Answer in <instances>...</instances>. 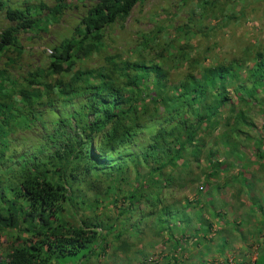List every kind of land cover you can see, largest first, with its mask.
Listing matches in <instances>:
<instances>
[{
	"label": "rangeland",
	"instance_id": "374dc122",
	"mask_svg": "<svg viewBox=\"0 0 264 264\" xmlns=\"http://www.w3.org/2000/svg\"><path fill=\"white\" fill-rule=\"evenodd\" d=\"M3 1L7 6L19 9L36 6L33 14L35 27L17 31L20 51H23L21 55L13 54L17 60L15 74L19 79L36 67H47L49 52L72 35L96 2L63 0L66 8L62 16L50 20L48 8L55 7L57 0ZM42 4L46 7L42 8ZM15 25L7 19L6 7L0 6V32ZM263 54L264 0H143L135 5L127 18L109 27L102 50L77 63L72 72L105 68L107 56L134 63L140 59L147 63L159 62L168 74L160 96L166 98L181 91V83L188 74L200 75L206 68L232 65L240 78H214L210 82L206 102L223 97L226 100L196 136L201 154L196 157L193 154L195 146L187 145L182 150V157L177 159V165L166 168V173L173 177L172 181L156 176L157 182H153L149 171L156 163L151 162L153 165L150 166L142 162L139 172L132 167L124 175L125 179L117 174L100 175L96 180L93 177L91 183L84 179L76 185L77 203L64 215L73 219L77 226H84L80 222L87 217L94 219L95 223L100 221L97 230L106 238L104 243H108V247L106 253H101L102 241L95 246L94 255L88 249H82L75 255L55 258L53 262L168 264L174 257L188 264H245L253 261L264 249V143H256L264 139V92L258 89L255 92L259 93L258 96L251 98L252 83L248 76L257 57ZM7 62L8 56H3L0 67L7 66ZM126 72H120L119 77L123 79ZM68 78L70 76L66 75ZM139 87L141 90L132 102L139 111L141 128L131 145L107 157V162H112L110 165L129 155H139L150 145L152 135L162 125L171 126L166 107L158 97L156 78L144 79ZM87 97L73 96L67 104H62L63 100L56 97L57 108L40 107L46 112L43 119L49 130L41 121L34 124L30 120L14 126L9 135L10 148L5 153L16 158L34 153L41 158L49 157L55 151V144L47 137V133H52V121L67 115L73 105L80 106ZM184 117L192 121L198 118L192 111H185ZM240 124L245 132L239 135L238 150L229 154L224 145L229 142L225 135L234 139L233 130ZM210 149L215 151L212 159L207 157ZM9 164L17 170L15 161ZM216 169L219 174L211 176ZM5 171L0 162V206L4 205L2 195L17 203H26L20 194L16 174ZM116 188H119L117 203L113 199ZM129 191L135 192L139 200L127 210L129 201L124 196ZM169 209L180 215L176 226L171 224L173 219H169L168 224L158 222L161 218L168 219L164 211ZM184 211L192 217L190 227L181 220ZM204 219L211 223L209 228L208 224L203 225ZM163 225H172L173 235L168 230L163 231ZM194 234H199V240L192 238ZM34 238L17 229L0 228V259H7L15 244ZM244 251L248 255L246 261L243 260ZM181 261L173 264H181Z\"/></svg>",
	"mask_w": 264,
	"mask_h": 264
},
{
	"label": "trees",
	"instance_id": "16d2710c",
	"mask_svg": "<svg viewBox=\"0 0 264 264\" xmlns=\"http://www.w3.org/2000/svg\"><path fill=\"white\" fill-rule=\"evenodd\" d=\"M95 1L72 35L49 52L48 66L36 67L19 79L15 74L17 60L13 54L21 55L23 51H20L22 47L17 31L32 30L35 27L33 14L36 6L19 9L7 6L5 1L0 0V6L6 7L7 19L16 23L0 32V59L8 56L9 61L7 66L0 67V162L6 168L5 172L16 174L20 194L26 201L17 203L16 200L6 199L5 195L1 196L4 205L0 206V228L17 229L20 233H29L35 237L15 244L7 259H0V264H55V258L75 255L82 249H88L94 255L95 246L102 241L101 253H106L108 243H104L106 238L97 230L101 226L100 221L95 223L94 219L87 217L80 222L84 226L78 227L73 219L64 215L68 209L75 208L77 203L75 186L80 185L84 179L91 183L93 177L96 180L100 175L117 174V177L125 179L124 175L132 167L139 172L142 162L150 166L153 165L151 162L156 163L149 171L153 182H157L156 176L172 181L173 177L166 173V168L177 165V159L182 157V150L187 145L195 146L193 154L196 157L201 154L202 149L197 147L199 141H196V136L203 125L219 112L226 100L223 97L211 103L206 102L210 82L214 78H240L232 65L206 68L200 75L188 74L181 83V91L166 98L160 96L168 74L159 62L147 63L145 59H140L134 63L107 56L108 65L105 68L78 69L72 72L77 63L102 50L106 30L118 20L127 18L135 5L143 0ZM62 2L63 0H57L55 7L48 8V19L58 20L62 16L66 8ZM41 6L46 7L44 4ZM123 71L128 72L123 73L121 79L119 75ZM66 75L70 79L67 80ZM150 76L156 78L158 97L166 107L171 126L162 125L152 135L150 145L139 155H129L110 165L112 162H107V157L131 145L141 128V117L132 100L139 94V86L143 80ZM248 78L252 83L249 91L253 95L251 98L258 96L259 93L255 94L258 89L264 92V54L257 57V63L250 69ZM84 95H88L84 103L80 106L73 105V110L67 115L52 121V133H47V137L55 144V151L49 157L41 158L34 153L16 158L13 154L9 156L5 153L10 148L9 135L14 126L16 128L30 120L34 124L41 121L43 127L49 130L43 119L46 112L41 111L40 107L55 109L59 106L56 97L63 100L62 104H67L68 99L73 96ZM185 111L195 112L198 118L195 121L188 120L184 117ZM21 119L25 121L18 122ZM243 132L245 131L240 124L233 130L236 134L234 139L225 135L229 142L224 145L228 147L229 154L238 150L239 135ZM256 143L263 144L264 139H259ZM214 153L210 149L207 152L208 159H212ZM165 156L168 159L164 160ZM11 161L18 164L17 170L13 164H9ZM43 166L46 167L42 169ZM218 174L219 169H216L211 176ZM118 189L113 193L116 203L119 202L116 193ZM138 197L133 191L124 196L129 201L127 210L135 206ZM259 207L262 208L260 204ZM166 215L168 219L161 218L158 222L167 223L169 219H173L171 224L175 223L176 226V221L180 218L178 212L169 209L164 211V216ZM181 220L191 226L192 217L185 211ZM204 221L203 225L208 224L209 228L211 223L206 219ZM171 228L173 229L172 225L162 226L163 231L168 230L173 235L174 229ZM195 234L192 238L199 240V234ZM226 240L225 238V242ZM180 248L186 250L185 247ZM179 260L181 261L178 257L173 258V262L177 263ZM245 264H264V249L254 261Z\"/></svg>",
	"mask_w": 264,
	"mask_h": 264
},
{
	"label": "crops",
	"instance_id": "0c3cea01",
	"mask_svg": "<svg viewBox=\"0 0 264 264\" xmlns=\"http://www.w3.org/2000/svg\"><path fill=\"white\" fill-rule=\"evenodd\" d=\"M244 252H245V253H244V255H243V260H245V261H246V260H247V258H248V255H246V254H247V252H246V251H244ZM256 258H257V257H256ZM256 258H255V259H256ZM255 259H254V260H255ZM254 260H253V261H254ZM181 264H182V263H181ZM210 264H211V263H210Z\"/></svg>",
	"mask_w": 264,
	"mask_h": 264
}]
</instances>
